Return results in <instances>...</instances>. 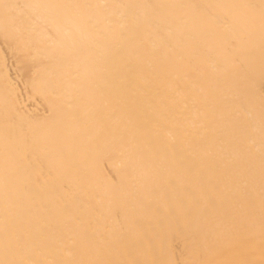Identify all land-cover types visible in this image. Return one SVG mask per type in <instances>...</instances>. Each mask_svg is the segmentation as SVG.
I'll return each mask as SVG.
<instances>
[{
    "label": "bare ground",
    "instance_id": "1",
    "mask_svg": "<svg viewBox=\"0 0 264 264\" xmlns=\"http://www.w3.org/2000/svg\"><path fill=\"white\" fill-rule=\"evenodd\" d=\"M0 264H264V0H0Z\"/></svg>",
    "mask_w": 264,
    "mask_h": 264
}]
</instances>
